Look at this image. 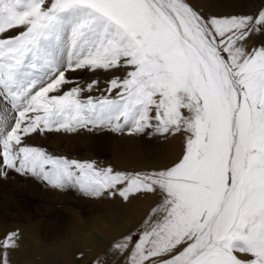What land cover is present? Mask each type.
<instances>
[{
    "label": "snow or ice",
    "instance_id": "obj_1",
    "mask_svg": "<svg viewBox=\"0 0 264 264\" xmlns=\"http://www.w3.org/2000/svg\"><path fill=\"white\" fill-rule=\"evenodd\" d=\"M81 72L105 74L104 87ZM105 129L180 134L183 151L128 173L27 144ZM10 171L89 198L155 197L96 264H264V6L217 16L193 0H0V178ZM21 240L0 235V264Z\"/></svg>",
    "mask_w": 264,
    "mask_h": 264
},
{
    "label": "rangeland",
    "instance_id": "obj_2",
    "mask_svg": "<svg viewBox=\"0 0 264 264\" xmlns=\"http://www.w3.org/2000/svg\"><path fill=\"white\" fill-rule=\"evenodd\" d=\"M66 56H67V53H66ZM101 74L93 76L91 73L81 72L78 74L76 73L75 75L79 76L81 79V82H83L85 80H90V78L100 79ZM102 77H103V75H102ZM92 94L94 96H99L100 92H98V93L93 92ZM94 131L89 132L87 130H81L77 133H70V134L69 133H63V132H60L57 134L53 131L51 133H45V135L44 134L34 135L30 139L27 140V144H29L31 146H37V147L44 148L49 154H53L56 156H63V157H67L69 159H77L80 161L95 162L100 167H108V166H110V164H112L111 167H113L117 171H124V172H128V173H130V172L132 173L133 171H135V172L140 171L141 172L139 167H136V168H138V169H136L134 167V165L130 166L128 163L124 162V159L126 157L132 156L131 153H133V151L131 152L130 150L134 149L129 141L131 139H133V136L134 137L136 136L135 138L141 139L140 135L129 134V133H127V131L125 133H123L124 134L123 135L121 133L112 132L111 130H107V129L103 130V132H102V130H101V132L96 131V130H94ZM55 134H57V135H55ZM127 134H128V137H125V135L127 136ZM107 135H110L109 137L113 136L112 138H109V140H112L115 143L112 141H109V140L106 141ZM129 137H130V140H129ZM104 139L106 142L104 141ZM86 140H89V141H86ZM112 143L117 144V146L113 145ZM126 143H128V144H126ZM93 145H94V147H93ZM106 146H109L112 152L110 151V152L105 153V152L100 151L101 148L103 149ZM72 148H74V150ZM93 149H94V151H93ZM113 152H115L116 154H114ZM88 153H89V156H88ZM136 153L139 155V146H137V145L135 146V152H134V155L137 157ZM92 154H93V156H92ZM119 154H121V156H119ZM125 154L126 155L128 154V156H123ZM116 156L117 157L119 156V157L117 158ZM115 157L117 159H114ZM137 159H138V157H137ZM112 160H114L115 163ZM113 164H116V165H113ZM146 171H149V170H146ZM14 177H16V178H14ZM18 177H20V178H18ZM66 198H68V199H66ZM141 198L142 197H138L137 199L136 198L132 199V201L130 203L124 202L120 198H111V197L89 198V197L82 195L81 193H79L76 190H65V191L56 190V189H53L51 186H49L46 182H42V181H40L34 177H30V176L25 177V176L16 174L14 171H10L7 178H0V227L2 225L4 227L1 230L2 232L0 231V235H3V233L8 232L10 230H19V231H22V233H23L25 231H29V229H30L29 227H35L38 230H41L45 235L49 234L48 236H50L51 239H50V237H48L47 240L45 239L44 245L45 246L47 245L46 246L47 248L51 247V250L53 249V251H54L58 247H60V245L65 244V242L68 239L70 241V239H71L69 237L70 234L67 232L69 231L71 222L73 220H74V223L79 224V222H82V224L85 223L86 225L89 226V223H91L93 221V218L94 219L104 218L106 216H108L106 218H109V216L118 215V213L121 212V210H120L121 202L123 203V206H124L125 216L127 214L132 215V214H134V210L132 208V205L135 204V202H140L139 200H141ZM45 199H47V200H45ZM74 200H76V201H74ZM70 203H71V205H70ZM63 204H68V205L76 208V210H78V213H77V219L78 220L70 218V217H72L71 214H67V212L66 213L64 212L65 208H64ZM65 214H66V217H65ZM79 215H80V217H79ZM82 220H84V221H82ZM138 225H139V223L135 222V219H134L131 222V224L130 223L128 224V226H127L128 228L126 227V232L128 231L127 229H134ZM90 228H91V226H90ZM44 230H45V232H44ZM53 236H55V238H58V239H56L57 241L55 240V238ZM45 237H47V236H45ZM66 238H67V240H65ZM52 239H54L55 242ZM49 241H51V242H49ZM53 242L57 246L54 245ZM53 245H54V247H53ZM55 246H56V248H55ZM12 257L13 256L11 255L10 256L11 264H22L23 263V262L21 263L19 258L15 259V257L14 258H12ZM84 257H85L84 255H83V257H80V256H78V254H76V257L74 258V261H75L74 263L80 264L79 262L80 261L82 262L84 260V264H96V260L98 258V256L95 253L89 254L86 259H84Z\"/></svg>",
    "mask_w": 264,
    "mask_h": 264
},
{
    "label": "bare ground",
    "instance_id": "obj_3",
    "mask_svg": "<svg viewBox=\"0 0 264 264\" xmlns=\"http://www.w3.org/2000/svg\"><path fill=\"white\" fill-rule=\"evenodd\" d=\"M193 3L196 5L197 8L201 9L206 15H217V16L252 14V13H255L259 8L264 6V0H193ZM66 53H67V50L65 48V50H63V55L65 56V59L67 58ZM99 74H101V73H97L96 75H99ZM102 75H103V77H102ZM106 78L107 77L105 76V74L102 73L101 77H100L101 88L104 87L103 81ZM90 79H97V78H90ZM102 132H103V130H102ZM57 134H55V135H57ZM138 135H140V134H138ZM109 136L110 135H107L106 141L109 140V138L113 137V136H111V137H109ZM125 137H128V134H127V136L125 135ZM135 137L133 136V139H131V140L129 137V140H130L129 142L131 143V145L133 146L134 149L130 150L131 152L133 151V153H131L132 156L130 155L131 157H126L124 159V162L128 163L130 166L134 165L135 168L139 167L141 172H144L146 170L151 171L153 169H160V168L171 166L172 163L177 161V159L182 154L183 145H184V141H185V137L180 135V134H176L175 136H171V135L162 136V135H158V134H152L151 136L140 135L141 139H138ZM86 141H89V140H86ZM104 141H105V139H104ZM109 141H112V140H109ZM112 142H114V141H112ZM126 144H128V143H126ZM113 145L117 146V144H113ZM136 145L139 146V155L136 153L138 159L134 155ZM93 147H94V145H93ZM72 149L74 150V148H72ZM94 149H93V151H94ZM100 151L107 153V152H110L111 149L109 146H106L103 149L101 148ZM113 153L116 154L115 152H113ZM93 154H92V156H93ZM88 156H89V153H88ZM119 156H121V154H119ZM123 156H128V154L127 155L125 154ZM116 157L114 159L118 158V157L117 158ZM112 161H114V160H112ZM114 163H115V161H114ZM111 165L112 164H110V166ZM113 165H116V164H113ZM136 169H138V168H136ZM133 172H135V171H133ZM138 172H140V171H138ZM14 178H16V177H14ZM18 178H20V177H18ZM66 199H68V198H66ZM45 200H47V199H45ZM154 200H155V197H148V198L142 197L141 200H139L140 202H135V204L132 205V208L134 210V214H132V215L127 214L126 216L124 214L123 203L121 202V206H120L121 212L118 213V215L109 216V218H106L108 216H106L104 218H96L95 217L96 219L93 218V221L90 219L92 222L89 223V226L86 225L85 223L82 224V222H79V224L74 223L73 219H75V220L77 219L78 210H76V208H74L73 206H70L71 203H70V205L63 204L64 208H65L64 212L65 213L67 212V214H71L72 217H70V216L69 217L73 218L71 225L69 224L70 225L69 231L67 232L70 234L69 235V237L71 238L70 241H69V239L67 240V238H66L65 240H67V241L65 242V244L60 245V247H58L56 250L53 251V249L51 250V247L47 248L46 247L47 245L46 246L44 245L45 239L47 240V238L50 237V236H48L49 235L47 233L48 231L46 232L48 235H45L41 230H38L35 227H29L30 228L29 231H25L23 233H22V231H20V233L22 235L21 244H20L19 249L11 254L13 256L12 258H14V257H15V259L19 258L21 263L23 262L24 264H75L74 258L76 257V254L82 252L85 256L84 259H86L88 257V255L92 254V253H95L99 258L103 259L105 250L108 248V246L111 243L118 240L122 233L126 232V227L128 226L129 223L131 224V222L134 219H135V222L140 223L143 219L146 218L150 209L154 206ZM74 201H76V200H74ZM65 217H66V214H65ZM79 217H80V215H79ZM82 221H84V220H82ZM90 226H91V228H90ZM2 228H4L3 225L0 227V231L2 230ZM127 230H129V229H127ZM44 232H45V230H44ZM45 236H47V237H45ZM53 237L55 238V236H53ZM50 239H51V237H50ZM56 239H58V238H55V240ZM52 240L54 241V239H52ZM49 242H51V241H49ZM54 245H56V244L54 243ZM54 245H53V247H54ZM56 246H55V248H56ZM108 259H109L110 264H117L118 258L113 259L111 256H109ZM79 263L84 264V260L82 262L80 261ZM119 264H123V261L120 260Z\"/></svg>",
    "mask_w": 264,
    "mask_h": 264
}]
</instances>
